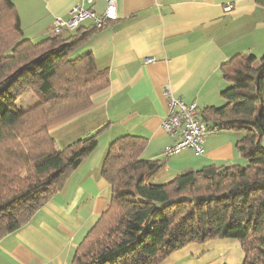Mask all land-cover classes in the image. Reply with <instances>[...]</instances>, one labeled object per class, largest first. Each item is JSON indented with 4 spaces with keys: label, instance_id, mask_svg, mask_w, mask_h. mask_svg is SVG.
<instances>
[{
    "label": "trees",
    "instance_id": "obj_1",
    "mask_svg": "<svg viewBox=\"0 0 264 264\" xmlns=\"http://www.w3.org/2000/svg\"><path fill=\"white\" fill-rule=\"evenodd\" d=\"M83 37L79 30L34 42L14 2L0 0V239L27 225L97 145L98 133L58 149L50 132L110 81L91 52L73 56ZM221 68L227 103L200 111L201 119L210 132L242 131L236 147L247 163L211 164L154 184L162 161L142 158L147 139H114L102 168L112 198L73 264H159L215 238L237 239L242 264H264V55L235 54ZM32 90L38 101L25 110L19 101Z\"/></svg>",
    "mask_w": 264,
    "mask_h": 264
},
{
    "label": "crops",
    "instance_id": "obj_2",
    "mask_svg": "<svg viewBox=\"0 0 264 264\" xmlns=\"http://www.w3.org/2000/svg\"><path fill=\"white\" fill-rule=\"evenodd\" d=\"M12 1L25 37L40 42L54 37L55 18H68L81 0ZM227 4L233 5L230 11L224 10ZM94 7L101 13L104 0ZM79 30L84 37L73 56L91 52L110 81L92 95L87 109L53 124L50 132L58 149L96 133L97 145L27 225L0 239V264H73L78 246L110 204L112 188L102 168L110 143L120 136L147 139L142 158L162 161L150 178L154 184L170 182L188 170L240 164L244 159L236 147L243 133L233 129L209 132L202 154L188 148L167 156L165 149L179 134L163 128L170 108L165 89L196 102L200 111L224 106L227 100L221 92L230 82L222 65L239 53L264 55V6L256 0H118L116 20L102 28H93L87 20L62 36ZM217 239L226 251L240 246Z\"/></svg>",
    "mask_w": 264,
    "mask_h": 264
},
{
    "label": "built area",
    "instance_id": "obj_3",
    "mask_svg": "<svg viewBox=\"0 0 264 264\" xmlns=\"http://www.w3.org/2000/svg\"><path fill=\"white\" fill-rule=\"evenodd\" d=\"M96 1L81 0L72 7L68 18H55L51 34L59 36L65 30H77L87 20L92 21L93 28H102L118 18V0H104L105 7L101 13L97 12L94 7ZM85 3L89 4L88 8L84 6ZM232 8V4H227L224 10L230 11ZM154 60L156 58L149 59V61ZM165 92L169 95L170 108L163 121V128L171 134H179V139L165 149V154L174 156L188 148L196 154H202L204 152L203 143L210 130L205 120L201 119L198 104L177 98L171 95L168 89H165Z\"/></svg>",
    "mask_w": 264,
    "mask_h": 264
},
{
    "label": "rangeland",
    "instance_id": "obj_4",
    "mask_svg": "<svg viewBox=\"0 0 264 264\" xmlns=\"http://www.w3.org/2000/svg\"><path fill=\"white\" fill-rule=\"evenodd\" d=\"M55 37V36H54ZM38 101V97L37 95L32 91H28L26 92V94H24L21 99H20V106L23 105V109L28 110L30 109V107L35 104ZM19 108V107H18ZM20 109V108H19ZM31 122V126H33V120H28ZM246 159L244 158L240 164L245 165ZM231 240L224 243V245L227 246H232V245H240L239 248L231 250L229 248V250L226 251L225 246H220L217 244H221V241H218L217 238L215 239H211L208 240L206 242H212L210 244L203 242L202 243H198V242H194L191 243L190 245H187V247L180 249L181 254L180 255H176L178 254L177 252L173 253L171 255V257H167V259H165L163 262L159 263V264H242L243 263V259H244V249L241 246L240 242L235 239V238H223V240ZM222 240V239H219ZM197 246H200L202 248V250H193V252H191L192 248H197ZM225 249V252L221 254V251ZM239 251V252H238ZM179 252V253H180ZM191 252V256H186L187 254H189ZM185 253L184 256H182V254ZM177 256V257H175ZM186 256V257H185Z\"/></svg>",
    "mask_w": 264,
    "mask_h": 264
}]
</instances>
